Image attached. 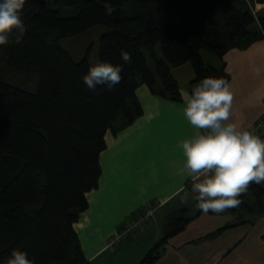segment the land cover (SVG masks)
<instances>
[{
    "label": "trees",
    "instance_id": "1",
    "mask_svg": "<svg viewBox=\"0 0 264 264\" xmlns=\"http://www.w3.org/2000/svg\"><path fill=\"white\" fill-rule=\"evenodd\" d=\"M253 5L254 0H24L22 39L15 42L13 33L0 46V264L13 249L27 252L34 264H90L74 225L88 209L86 194L99 186L106 134L116 136L142 116L140 86L180 102L172 69L189 65L194 86L210 76L229 83L225 54L264 40V13L254 16ZM98 28L104 32L79 60L61 46ZM94 41L97 61L120 65L121 50L132 58L121 82L111 91L98 86L99 94L82 81ZM203 51L221 66L204 64ZM259 133L264 139V128ZM238 198V207L208 213L238 221L195 244L264 216L262 184H251ZM189 212L172 213L140 264L159 261L166 242L202 214L198 207L193 216Z\"/></svg>",
    "mask_w": 264,
    "mask_h": 264
},
{
    "label": "crops",
    "instance_id": "2",
    "mask_svg": "<svg viewBox=\"0 0 264 264\" xmlns=\"http://www.w3.org/2000/svg\"><path fill=\"white\" fill-rule=\"evenodd\" d=\"M223 62L233 94L229 122L250 129L264 115V40L243 51L230 50ZM206 65L221 66L219 61L217 66ZM172 75L180 86V102L154 97L145 86H140L136 96L142 116L116 136L110 132L105 136L99 186L86 194L88 209L74 225L90 264H140L143 259L139 257L150 253L162 237L155 220L161 209L175 204L168 220L179 209L190 211L191 205L196 206L182 149L177 147L196 131L183 112L184 94L194 87V75L189 65L172 69ZM181 188L185 191H180ZM185 193L187 202L183 199ZM150 207L158 209L149 224L115 249L107 247L108 240L123 225ZM196 210L197 206L190 216ZM237 221L233 215L202 213L166 242L163 255L155 264H264V217L254 218L252 224L230 228L215 240L195 244Z\"/></svg>",
    "mask_w": 264,
    "mask_h": 264
},
{
    "label": "clouds",
    "instance_id": "3",
    "mask_svg": "<svg viewBox=\"0 0 264 264\" xmlns=\"http://www.w3.org/2000/svg\"><path fill=\"white\" fill-rule=\"evenodd\" d=\"M24 0H0V46H6L15 33L19 42L26 27L21 17ZM105 10L111 8L105 4ZM122 64L97 61L82 76L86 87L96 94L98 86L111 91L121 80L123 66L131 63L130 53L121 50ZM184 116L196 129L194 134L177 147L182 149L185 167L191 178L198 209L208 214H220L236 208L238 197L255 183H264V139L254 130L229 122L233 94L230 84L222 77H205L190 93L184 94ZM184 192L185 189L181 188ZM184 201L188 196L185 193ZM2 264H34L28 253L13 249Z\"/></svg>",
    "mask_w": 264,
    "mask_h": 264
},
{
    "label": "rangeland",
    "instance_id": "4",
    "mask_svg": "<svg viewBox=\"0 0 264 264\" xmlns=\"http://www.w3.org/2000/svg\"><path fill=\"white\" fill-rule=\"evenodd\" d=\"M262 8L263 7H258V6L255 5V9H253V11L255 12V13L253 12V14H255L254 16H256V14L258 12L259 13L260 12L264 13V10H261ZM101 32L102 33L104 32L103 28L102 29L101 28L100 29L99 28L95 29L89 35H85V36H81V37H75V38H72V39H69V40H65V41H63L61 43V46H63V48L66 49L67 52H69L70 55L75 60H79L80 58L83 57V55L86 53V50L88 48L93 49V47L90 44V42L92 40H96ZM93 43H94V48H95L94 49L95 59L93 58L94 53H93V51H91L90 66H93L97 62L98 44L95 41ZM156 55H157L158 58H160L162 56L161 52H160V49H159V46H157V48H156ZM201 58H202L204 64L213 63L216 66L218 64V59L211 53L203 51L201 53ZM148 60H149L148 64H149V66H151L152 62L150 61L149 57H148ZM249 130H251V128ZM172 207H173V209H172ZM174 208H175V204H169L168 206H166L163 209H161V211L155 216L156 223L161 227V231H162V233H160V237L163 234V227H164V225L166 223L167 217L174 210ZM189 208H190V211H191L189 213V215H190V214H193L195 212L196 206L195 205L194 206L191 205V207H189ZM251 220H253V219H251ZM142 252L143 251H141V253ZM232 253H234V252H232ZM144 257L145 256L143 254L142 257H139V260L143 259Z\"/></svg>",
    "mask_w": 264,
    "mask_h": 264
},
{
    "label": "built area",
    "instance_id": "5",
    "mask_svg": "<svg viewBox=\"0 0 264 264\" xmlns=\"http://www.w3.org/2000/svg\"><path fill=\"white\" fill-rule=\"evenodd\" d=\"M264 128V115L254 124L251 130L259 133ZM158 207H150L142 211L138 216L133 219L128 225L115 233L107 242V247L115 249L123 240L133 235L135 232L141 230L144 225L152 221L154 212Z\"/></svg>",
    "mask_w": 264,
    "mask_h": 264
},
{
    "label": "water",
    "instance_id": "6",
    "mask_svg": "<svg viewBox=\"0 0 264 264\" xmlns=\"http://www.w3.org/2000/svg\"><path fill=\"white\" fill-rule=\"evenodd\" d=\"M254 4L258 7H264V0H254Z\"/></svg>",
    "mask_w": 264,
    "mask_h": 264
}]
</instances>
